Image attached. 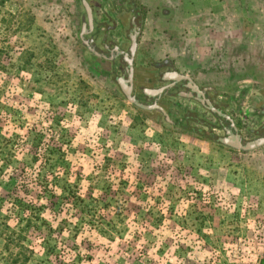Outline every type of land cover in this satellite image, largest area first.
<instances>
[{"label":"rangeland","instance_id":"374dc122","mask_svg":"<svg viewBox=\"0 0 264 264\" xmlns=\"http://www.w3.org/2000/svg\"><path fill=\"white\" fill-rule=\"evenodd\" d=\"M135 1L141 17L146 0ZM87 2L108 50L98 36L86 39L92 50L80 40L81 0H0V264L19 244L29 264H264V147L238 152L131 105L128 65L114 52L129 53L128 15ZM245 3L247 29L258 26L254 45L240 47L245 62L225 53L223 76L191 78L216 91L207 97L250 143L264 136V0ZM139 39L132 96L153 107L162 75L183 74L153 59L158 41ZM157 103L171 117L218 121L182 84ZM11 180L27 212L4 192Z\"/></svg>","mask_w":264,"mask_h":264},{"label":"crops","instance_id":"0c3cea01","mask_svg":"<svg viewBox=\"0 0 264 264\" xmlns=\"http://www.w3.org/2000/svg\"><path fill=\"white\" fill-rule=\"evenodd\" d=\"M81 1L87 14L88 26L93 29L96 26L94 10L87 0ZM83 1L93 15L92 26ZM106 2L117 15L123 12L128 15L126 21L129 22L131 30L134 25L138 28V46L139 38L143 42L158 41L159 50L154 53L156 57L153 59L169 57L176 61L175 65L183 75L176 74L190 78L197 87L191 78L195 73L208 78L217 75L221 77L225 60L222 56L226 53V62L231 59L245 62V57L240 59V47L255 43L254 34L258 26L247 29L248 11L252 5L245 3V0H146L140 6L144 17H140L135 0ZM150 8L154 11L152 17L149 15ZM107 13H102L106 19ZM150 21L162 26L157 33L150 30ZM140 23H143V29ZM122 39L130 42L128 36L123 35ZM231 55L235 58H231Z\"/></svg>","mask_w":264,"mask_h":264},{"label":"trees","instance_id":"16d2710c","mask_svg":"<svg viewBox=\"0 0 264 264\" xmlns=\"http://www.w3.org/2000/svg\"><path fill=\"white\" fill-rule=\"evenodd\" d=\"M211 92H216L214 89H211ZM210 92V91H208ZM210 92V93H211ZM164 93V92H163ZM216 94V93H215ZM211 101V100H210ZM211 103V102H209ZM212 103H214L212 101ZM211 103V105H212ZM216 105H212L213 109H218L220 112L221 110L217 107H215ZM207 110V109H206ZM217 111V110H216ZM209 112L215 116V118L218 120L217 122H212L211 120L207 119V118H203L201 116H199V114H197V112H194L193 110H187L184 114L179 115L178 117H171V115H166L164 117V119L166 120L165 122L168 125H172L173 127H176L177 129H181L182 131L191 133L193 135H195L198 139L201 140H209L212 141L214 143H219L221 145H223L222 139L217 137L216 132H221L223 130V126L222 123L224 120H222L221 116L216 113L213 112L212 109L209 110ZM220 113H223L220 112ZM224 114V113H223ZM174 118V122L172 121V119ZM195 125L200 126L201 129H196ZM39 145V144H37ZM42 160V164L44 165L43 167V171H47V167H45L46 165H48V168H51V170L49 169V173L52 172V168L55 165H52V160L51 157L48 154H45L41 157ZM41 160H35V161H41ZM55 169V168H54ZM46 174V172H42L41 171V175ZM25 185H27V182H25ZM23 188H27L28 186H24ZM4 192L6 193L7 197L11 199V203H13V207L20 209L23 212H27V207H28V203L26 202L25 199L28 198H24L23 196H21L22 194H26L27 192L24 191L23 189L20 191L16 180H11L8 183H6L5 187H4ZM30 196V193L27 194V197ZM27 224L31 223V220L28 218V220L26 221ZM21 236H19L18 238L20 239ZM19 249H21V252L19 250V252H16L15 250L11 251L9 250L10 254L9 257L7 259V264H29L30 262V257H26L24 253H22V251H25V248L19 244L18 245ZM51 251V252H50ZM56 249L55 247L50 248L49 252L50 254H56Z\"/></svg>","mask_w":264,"mask_h":264},{"label":"flooded vegetation","instance_id":"af4514ba","mask_svg":"<svg viewBox=\"0 0 264 264\" xmlns=\"http://www.w3.org/2000/svg\"><path fill=\"white\" fill-rule=\"evenodd\" d=\"M105 28L104 26L102 25H98V26H95L93 27V29H90V27L88 26V28H85L84 31L82 32V34L80 35V40L82 41L83 44L86 45L87 49L89 48L90 50L91 49V44L87 43L86 39L87 37H90V36H94L97 38V36L100 38V39H97V40H100L102 41V46L105 50H108L109 47L107 46V44L105 43L104 39L106 36V34H104ZM138 28L134 25L132 30L129 31V34H128V40L130 41V49H129V53H125V52H122L120 50V48L116 47V49L114 50L115 52V55L119 58H123L124 62L127 63L128 65V68H126V74L129 75V82H128V88L127 90L124 89V91H129L131 90V88H133V85L130 84V76H131V67L129 66V60H132L135 55H136V52H137V46H138ZM93 43H96L93 42ZM115 60V58L113 59ZM176 73L174 72H168V73H164L162 75V79L166 82H168V86L171 85V84H175L172 88H176L179 84H182L183 85V88L185 90H188L190 91V93L192 94V97L197 100L198 102H200V106H202L204 109H207L208 112L209 110H211V107L209 106L208 102H211L209 100V98L207 97V94L209 93L208 91H212L211 89H206V90H202L198 87L199 91L203 94L201 95L200 92L197 91V89H195V85L189 81H182V82H179L174 76H175ZM167 87V86H166ZM170 88V89H172ZM169 89V90H170ZM168 90H166L164 93H162V95L158 92L156 93L155 95H151L152 97H154V103H153V106L158 104V100H160V98H162L166 92ZM148 92L145 93V96H149ZM135 97V96H133ZM136 100H137V97H135ZM212 105H215V103H212ZM217 108V106H215ZM156 110H159L162 115L166 116V115H169L167 112H162L161 109H156ZM217 111H219L218 109H216ZM222 112V111H220ZM224 113V112H223ZM229 118L228 116H221L223 123H222V128L223 130L221 131V133L224 134V138H221L222 139V142H223V145L225 147H229L231 149H233L231 146L229 145H226L225 144V141H235L234 139H238L239 141L243 142L244 145L248 144L245 142V140L242 138V136L239 134L238 132V129L236 128L235 124L233 123V121L230 119H227ZM264 138V136L260 137L259 139L257 140H260ZM256 140V141H257ZM254 142V141H253Z\"/></svg>","mask_w":264,"mask_h":264},{"label":"water","instance_id":"95a60500","mask_svg":"<svg viewBox=\"0 0 264 264\" xmlns=\"http://www.w3.org/2000/svg\"><path fill=\"white\" fill-rule=\"evenodd\" d=\"M83 2L85 4V7H86L88 15H89L90 25L92 26V24H93V15H92L91 10H90L89 6L87 5V3L85 1H83ZM129 65L131 67L130 84L133 85V59L129 60ZM174 77L179 82L189 81V82L192 83V81L188 77L179 76L178 74H175ZM174 85L175 84H171V85L161 89L159 91V93L162 94L166 90L172 88ZM195 89H197V91L200 92L197 86H195ZM132 90H133V88H131V90H129V91H124L126 96H127V98H128V101H129V103L131 105L137 106L138 108L145 109V110L160 109L157 104L155 106H153V107H145L142 104H139L137 102L136 98L132 96ZM200 94L203 95L201 92H200ZM208 104L211 107L213 112L218 113L220 116H226L225 114L220 113V112L216 111L215 109H213L211 103L208 102ZM162 112H164V111L162 110ZM227 119L230 120V118H227ZM234 140L235 141H232V142L231 141H225V144L231 146L234 150H236L238 152H243V151L252 152V151H255L257 149H260V148L264 147V138H262L260 140H257V141H254V142H250V143H248L246 145H244L243 142L239 141L238 139H234Z\"/></svg>","mask_w":264,"mask_h":264}]
</instances>
